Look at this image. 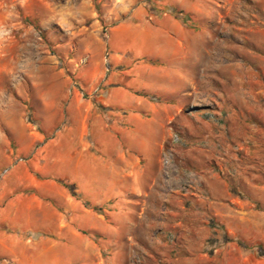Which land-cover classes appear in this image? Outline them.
<instances>
[{"label":"rangeland","instance_id":"obj_1","mask_svg":"<svg viewBox=\"0 0 264 264\" xmlns=\"http://www.w3.org/2000/svg\"><path fill=\"white\" fill-rule=\"evenodd\" d=\"M116 1L0 0V172L15 164L1 177L0 188L10 187L7 181L17 170L34 174L33 161H46L48 180L69 171L51 163L56 151L66 154L71 147L64 142L71 124L66 106L72 97H93L88 94L94 88L96 96L104 92L102 80L87 89L79 70L97 42L91 37L105 41L112 34L113 20L105 17L113 18ZM135 5L145 9V19L133 28L134 54L169 46L161 22L168 14L178 16V9L165 0ZM196 6L181 16L193 35L191 56L173 64L181 70L175 79L147 73L150 66L165 68L162 62L133 58L139 60L133 63L134 88L171 87L172 92L145 96L176 101L162 137V153L168 146L172 162L161 172L162 185L147 189V208L136 216L139 230L129 235L140 238L138 245L101 249L90 264H232L230 245L240 241L256 255L264 252V0H201ZM108 49L112 53L111 45ZM194 49L201 54L195 68ZM173 133L176 143L169 142ZM58 138L60 146L50 147ZM41 145L48 150L44 156ZM158 191L166 197L158 198ZM19 208L37 214L27 205ZM20 226L13 222L5 229L15 235ZM19 235L32 238L29 232ZM26 251L17 261L0 248V264H32ZM78 253L68 261L84 264Z\"/></svg>","mask_w":264,"mask_h":264},{"label":"crops","instance_id":"obj_2","mask_svg":"<svg viewBox=\"0 0 264 264\" xmlns=\"http://www.w3.org/2000/svg\"><path fill=\"white\" fill-rule=\"evenodd\" d=\"M136 1L117 0L112 12L115 17L111 14L105 17L113 20L108 29L112 34H107L105 41L94 34L91 38L95 36L97 42L85 52L87 60L79 70L80 82L88 89L102 80L106 87L101 96L95 93L85 100L75 96L67 103L71 124L64 142L71 147H67L66 154L56 151L51 161L53 166L69 167L67 174L48 180L44 178L46 161H33L34 174L17 170L7 181L10 187L0 188V248L17 261L27 249L26 259L32 264H72L68 259L78 251L79 259L90 264L89 259L97 258L101 249L120 248L128 242L138 245L140 238L129 235L139 230L136 216L140 208H147L146 201L150 199L147 189L162 185L161 172L165 168L161 162L162 137L165 123L177 105L173 100L145 96V93L172 92L171 87L155 86L148 91L143 85L133 87V65L139 63L133 58L138 55L162 62L165 68L150 66L147 73L158 80L175 79L181 70L173 69V64L191 56L189 40L193 34L186 29L181 16L196 9L201 0H165L167 5L178 9L180 16L168 14L161 22L162 37L169 46L135 55L133 28L141 27L140 22L145 19V9L135 5ZM144 33L146 38L154 36L150 31ZM192 61L194 68L200 67V51L193 50ZM41 136L35 135L38 139ZM61 139L49 146L58 148ZM40 147L39 155L44 156L48 150ZM157 193L161 200L166 197ZM142 203L145 207H141ZM19 205H27L37 214L26 213ZM13 222L21 223V229L10 235L5 228ZM20 231L24 235L29 232L32 238L23 241ZM237 244L230 245L229 250L234 253L232 264H264V252L256 255L242 241ZM115 256L116 252H112L110 261Z\"/></svg>","mask_w":264,"mask_h":264},{"label":"built area","instance_id":"obj_3","mask_svg":"<svg viewBox=\"0 0 264 264\" xmlns=\"http://www.w3.org/2000/svg\"><path fill=\"white\" fill-rule=\"evenodd\" d=\"M96 93V89L94 88L92 90V93L88 94L89 97L92 96V94ZM179 140V137L176 133H173L171 134V137H170V140L169 142L170 143H176L177 141ZM162 157H161V162H162V165L165 166V168L169 167L171 165V162H172V153H171V150L168 146H166L164 149H163V153H162ZM7 168L3 169L0 173V179L1 177L7 173ZM7 264H11V261L9 260H4Z\"/></svg>","mask_w":264,"mask_h":264},{"label":"trees","instance_id":"obj_4","mask_svg":"<svg viewBox=\"0 0 264 264\" xmlns=\"http://www.w3.org/2000/svg\"><path fill=\"white\" fill-rule=\"evenodd\" d=\"M260 250V249H259Z\"/></svg>","mask_w":264,"mask_h":264}]
</instances>
